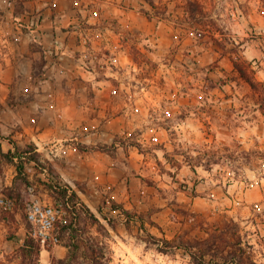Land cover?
<instances>
[{
    "label": "rangeland",
    "instance_id": "1",
    "mask_svg": "<svg viewBox=\"0 0 264 264\" xmlns=\"http://www.w3.org/2000/svg\"><path fill=\"white\" fill-rule=\"evenodd\" d=\"M113 1L102 11L99 7L103 16L96 25L132 62L128 80L139 102L131 108L134 129L129 141L144 155L136 172L140 181L155 187L165 200L162 216L168 220L169 234L179 242L182 236H206V229L229 223L225 237L230 242L223 255L230 258L229 252L243 247L242 264L263 262L264 84L253 89L234 69L232 57L241 58L254 79L264 83V0ZM35 2L0 0V65L7 48L4 40L15 33L16 25L25 30L24 20L38 17ZM67 13L53 11L50 16L60 21L70 16ZM4 110L0 101V114ZM2 142L14 138L0 132V171L11 162ZM38 174L27 175L30 186L19 178L0 189V196L7 198L11 188L21 194L18 202L12 199L13 207L0 204V264H57L52 258L65 257L71 248L70 231L62 236L56 225L57 244L42 245L34 236L26 215L29 201L39 199L66 213L56 194L37 181ZM180 189L197 196L193 210L182 206ZM154 208L133 210L142 218L138 223L106 210L113 227L96 214L105 227L98 225L81 210L75 241L82 247L71 264H91L83 254L90 242L102 248L101 264H197L183 248L160 250L162 239L174 237L161 232ZM29 236L40 250L22 256L20 248ZM152 236L159 240L154 242ZM119 241L135 245L128 263L114 247ZM239 254L237 250L233 264H240ZM217 257L221 259L220 252Z\"/></svg>",
    "mask_w": 264,
    "mask_h": 264
},
{
    "label": "crops",
    "instance_id": "2",
    "mask_svg": "<svg viewBox=\"0 0 264 264\" xmlns=\"http://www.w3.org/2000/svg\"><path fill=\"white\" fill-rule=\"evenodd\" d=\"M112 4L113 0H36L33 9L38 17L24 20L28 31L18 28L4 40L7 48L1 53L0 101L5 110L0 114V132L11 134L14 142H2L1 148L13 151L33 145L60 183L74 190L100 217V206L102 213L110 210L104 205L107 197L129 212L128 222L142 220L133 210L139 213L150 205L155 207L154 220L163 226L161 232L172 238L175 235L169 234L168 220L162 216L167 209L165 200L137 176L144 155L122 133L134 129V112L131 109L126 115L129 103L123 94L133 91L135 105L139 100L128 80L130 57L110 44L109 35L98 31L96 25L103 16L99 7L102 11L103 6ZM53 11L70 16L58 21L50 16ZM105 47L110 51L105 52ZM115 88L118 95L112 94ZM67 141L79 151L64 156L50 153L53 144ZM15 161L0 171V189L15 180ZM47 175L40 173L36 179ZM177 193L189 211L199 202L184 190ZM111 213L127 219L119 209ZM124 234L129 232L124 230ZM119 243L114 247L122 262H130L135 245ZM61 252L65 254V250Z\"/></svg>",
    "mask_w": 264,
    "mask_h": 264
},
{
    "label": "trees",
    "instance_id": "3",
    "mask_svg": "<svg viewBox=\"0 0 264 264\" xmlns=\"http://www.w3.org/2000/svg\"><path fill=\"white\" fill-rule=\"evenodd\" d=\"M192 10L195 11L198 9L197 7H195ZM20 25H22V23H20ZM231 42L236 45L234 40L231 39ZM233 57V66L234 69L239 73L240 78L247 82L253 89H259V87L263 86L264 83L256 81L254 79V76L249 70V65L244 64V61H241V58L238 57L234 59ZM131 144L135 145V143L132 142ZM5 156L12 162L16 160L15 164L17 168V174L15 176V180H18L19 178L23 179L26 181L27 186H30L32 183L27 181L28 174L25 172V165L27 163H33L38 170L39 166L46 167V171L48 172L47 178H39L38 181L49 188L52 192H54L62 206L65 207L64 210H66V213H63V210L58 207L60 213L55 222V225L58 227L61 235L63 236L64 232L70 231L71 233V242L69 243L71 248L69 249L68 254L63 258H52V262H56L57 264H71L72 261L77 257V253L82 247V243H80L79 240L75 241V233H77V230H79L77 229V227H75L78 223V214L81 210H83L89 215V218L92 221L102 227H105L101 222V219L84 202L79 199L77 193L74 190H70L68 186H63L60 183V180L55 176V174L52 173L48 165L40 160L39 152L34 149L33 145H27L24 148L15 147L13 151H7L5 153ZM9 191L10 193L8 194L11 195L10 198L15 199L18 202L21 198L20 191H16L15 193L13 192V188H11ZM110 209H119L123 214H126L127 216L129 213L126 209H124L114 201L111 202ZM99 212L101 213V218L107 220L110 226H112L107 219V215L105 213H102V206L99 207ZM225 225H227V227L225 226L223 228L220 226H215L213 228L206 229V236H194L193 238L188 239H185V237L182 236L180 237L179 242H176L178 239L176 237H174L173 239L164 238L162 239L164 247L160 250L166 252L167 249L171 248H183L190 255L192 260L197 264H233L236 261V252L237 250H239L240 254L238 256L241 259L240 261L238 260V262L242 264L244 262L242 256H244L245 254V249L243 247H238L237 249H235L236 252L234 253L229 252L230 255L232 254L230 258L228 257V255H223V248L226 247L228 242H230L228 238L226 239L227 231L231 230V227H229V223H226ZM152 238L154 239V242L159 240L156 239L155 236H152ZM232 245L235 246L236 243L234 242L232 243ZM101 249L102 248L98 245V242L94 244L91 242L86 243V248L83 250V254L90 260L91 264H101L99 261V255L103 254V251ZM39 250L40 244L35 243V238L31 236L26 239V242L20 248L21 255L27 257L31 256L36 251L39 252ZM218 252L221 253L220 258L222 259V261L217 257ZM208 256L211 257L208 258ZM249 264H264V261L261 263L251 261Z\"/></svg>",
    "mask_w": 264,
    "mask_h": 264
},
{
    "label": "built area",
    "instance_id": "4",
    "mask_svg": "<svg viewBox=\"0 0 264 264\" xmlns=\"http://www.w3.org/2000/svg\"><path fill=\"white\" fill-rule=\"evenodd\" d=\"M16 28H19L18 25H16ZM40 80V79H39ZM38 80V81H39ZM113 95H118L119 91L115 88L112 90ZM124 98L128 101V107L126 110V115L131 114V103H133V94L131 92H126L123 94ZM123 134L129 136H132V132L123 131ZM50 153L53 154H61V155H67L70 152L77 153L79 151L78 146L74 143L62 142L59 144H53L50 148ZM25 172L27 174H37V173H45L46 167H40L39 170L34 166L33 163H28L25 165ZM111 186H107V189H111ZM111 199L109 197L105 198L104 205L111 204ZM0 204L6 206V207H13L14 201L10 198L0 196ZM113 210V209H110ZM118 210V209H117ZM59 209L57 207H54L50 204H47L43 201H40L39 199H32L29 201L26 209V215L27 220L31 224L32 228L34 229V236L37 237L42 245H45L47 243L57 244L59 242L58 234L55 232V222L56 219L59 216Z\"/></svg>",
    "mask_w": 264,
    "mask_h": 264
}]
</instances>
